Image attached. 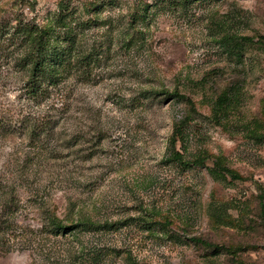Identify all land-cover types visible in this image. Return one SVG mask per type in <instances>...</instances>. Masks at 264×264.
<instances>
[{
  "label": "rangeland",
  "instance_id": "obj_1",
  "mask_svg": "<svg viewBox=\"0 0 264 264\" xmlns=\"http://www.w3.org/2000/svg\"><path fill=\"white\" fill-rule=\"evenodd\" d=\"M22 26L68 53L37 96ZM262 43L264 0H0V264H264Z\"/></svg>",
  "mask_w": 264,
  "mask_h": 264
},
{
  "label": "trees",
  "instance_id": "obj_2",
  "mask_svg": "<svg viewBox=\"0 0 264 264\" xmlns=\"http://www.w3.org/2000/svg\"><path fill=\"white\" fill-rule=\"evenodd\" d=\"M62 17L58 16L56 17L55 24L62 23L61 21ZM19 31L21 34H23V39L26 41V49L25 54L23 56V63L28 67L29 75H28V89L27 92L31 96H37V94H40L42 89L41 85L43 82H47V84L50 83V85L54 84L56 81L60 79L62 76L63 70H64V64L68 63L67 56L65 53H67V50L62 49V46L59 45V38L55 35V29L54 26L48 27V29L40 28V27H32V26H22L19 28ZM230 40V39H229ZM248 40V39H247ZM222 43V42H221ZM227 41H224L223 44H227ZM238 46H241V43H239ZM261 47L264 50V43L261 44ZM239 48V47H238ZM235 55H239L240 50L237 51H230ZM68 54V53H67ZM66 62V63H65ZM179 98H183L182 96H179ZM236 98H231L230 96L225 99L221 98L219 99L221 105V101H228L231 102L235 100ZM220 112V108L216 111V113ZM215 118H219L218 115L215 116ZM184 124V121L181 122H175L174 123V129L172 134L169 137L168 140V147L166 150V153H168V158L172 161H176L183 166H190V164H202L206 157H199L197 159H194L192 161H184L180 152L176 149L177 142L183 141V131L182 126ZM216 170H218L220 173H225L229 175L232 179H238L240 178L238 175H236L233 171H231L229 168L222 166V165H216ZM54 225L55 230L57 231H64L66 227H64L60 222L55 221L52 222ZM79 223L76 226H86L87 228L91 227H98V225H94L92 223H86L87 225H80ZM194 242L202 243L207 247L211 248H220L219 245H215L213 243H210L208 241H205L201 238L194 237Z\"/></svg>",
  "mask_w": 264,
  "mask_h": 264
}]
</instances>
